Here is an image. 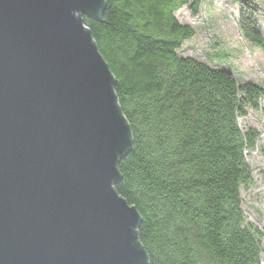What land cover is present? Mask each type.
Wrapping results in <instances>:
<instances>
[{
  "label": "water",
  "instance_id": "obj_1",
  "mask_svg": "<svg viewBox=\"0 0 264 264\" xmlns=\"http://www.w3.org/2000/svg\"><path fill=\"white\" fill-rule=\"evenodd\" d=\"M105 0H0V264H150L115 189L134 146L85 25Z\"/></svg>",
  "mask_w": 264,
  "mask_h": 264
},
{
  "label": "trees",
  "instance_id": "obj_2",
  "mask_svg": "<svg viewBox=\"0 0 264 264\" xmlns=\"http://www.w3.org/2000/svg\"><path fill=\"white\" fill-rule=\"evenodd\" d=\"M236 1L243 35L264 51L259 3ZM105 2L100 19L83 18L133 133L115 189L141 214L150 264H261L263 233L247 221L241 195L261 133L239 118L248 108L264 117V86L179 54L195 30L176 13H197L200 0Z\"/></svg>",
  "mask_w": 264,
  "mask_h": 264
},
{
  "label": "rangeland",
  "instance_id": "obj_3",
  "mask_svg": "<svg viewBox=\"0 0 264 264\" xmlns=\"http://www.w3.org/2000/svg\"><path fill=\"white\" fill-rule=\"evenodd\" d=\"M257 3L264 33V0ZM176 15L195 30L194 36L179 50L181 56L226 67L239 82L252 80L264 86V51L243 35L239 24L240 5L236 0H200L197 13L185 6ZM239 123L244 130L254 127L261 133L256 149L248 154L252 183L242 188L241 195L247 221L262 231L264 247V117L261 111L248 108V115L239 118ZM261 264H264V252Z\"/></svg>",
  "mask_w": 264,
  "mask_h": 264
}]
</instances>
